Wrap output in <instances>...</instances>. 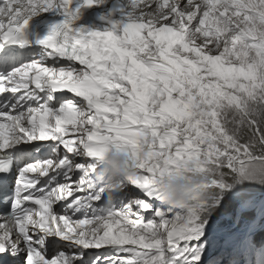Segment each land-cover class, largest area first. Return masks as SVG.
I'll list each match as a JSON object with an SVG mask.
<instances>
[{
  "label": "snow or ice",
  "instance_id": "1",
  "mask_svg": "<svg viewBox=\"0 0 264 264\" xmlns=\"http://www.w3.org/2000/svg\"><path fill=\"white\" fill-rule=\"evenodd\" d=\"M0 264H264V0H0Z\"/></svg>",
  "mask_w": 264,
  "mask_h": 264
},
{
  "label": "clouds",
  "instance_id": "2",
  "mask_svg": "<svg viewBox=\"0 0 264 264\" xmlns=\"http://www.w3.org/2000/svg\"><path fill=\"white\" fill-rule=\"evenodd\" d=\"M105 188L111 190L119 187L130 175L132 166L127 151L123 148L109 149L104 157ZM208 180L202 174L186 171L180 166L159 180V194L164 204L171 207H187L198 198L211 195L205 187Z\"/></svg>",
  "mask_w": 264,
  "mask_h": 264
},
{
  "label": "bare ground",
  "instance_id": "3",
  "mask_svg": "<svg viewBox=\"0 0 264 264\" xmlns=\"http://www.w3.org/2000/svg\"><path fill=\"white\" fill-rule=\"evenodd\" d=\"M93 14V10H89L88 15L91 16ZM102 23V22H101Z\"/></svg>",
  "mask_w": 264,
  "mask_h": 264
}]
</instances>
